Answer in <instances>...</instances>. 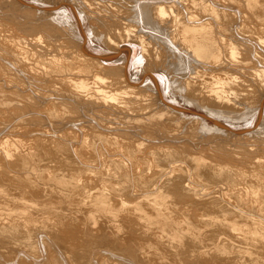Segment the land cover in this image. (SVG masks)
<instances>
[{
    "label": "bare ground",
    "instance_id": "6f19581e",
    "mask_svg": "<svg viewBox=\"0 0 264 264\" xmlns=\"http://www.w3.org/2000/svg\"><path fill=\"white\" fill-rule=\"evenodd\" d=\"M93 2L0 0L5 262L264 264V0Z\"/></svg>",
    "mask_w": 264,
    "mask_h": 264
},
{
    "label": "rangeland",
    "instance_id": "374dc122",
    "mask_svg": "<svg viewBox=\"0 0 264 264\" xmlns=\"http://www.w3.org/2000/svg\"><path fill=\"white\" fill-rule=\"evenodd\" d=\"M46 1H51V2H52V1H54V0H46ZM87 1H89V2H93V0H91V1H90V0H87ZM96 1H97V2L99 1L100 3L98 2V4L101 5V4H105V1H106V0H105V1H104V0H96ZM96 1H95V3L93 2V4H97ZM107 1H112V3L114 4V6L118 5V3H120V1L123 2V0H107ZM115 1H117V2H115ZM116 3H117V4H116ZM123 3H124V2H123ZM13 8L15 9V11H17L19 7H13ZM19 9H20V8H19ZM10 14H11V13H10ZM16 16H17V17H16ZM12 17H13V19H10V20L13 21V22H12L13 25H12V23H10V27H12V26H13V27H16V26H17V27H16V30H18L19 32L22 31V33H23L24 31L27 32V33H29V31H30V33L32 32V29L30 30L31 27H29L28 30H27L26 28H23V27H21V26L16 25V22H17V21H19L20 19H23V17L20 16V11L17 12V15L15 14V15H13ZM19 17H20V18H19ZM14 20H16V21H14ZM126 37H127V38H126ZM124 38H125L126 40H127V39L130 40L131 37H128V36L125 35ZM124 38H122L123 40L121 39V41H112V42H111V40H109V42H108V40L106 41L104 38H102V39H104L105 42H108V43H105V42L101 43V42H99V44H101V45H105V46L107 45V46H109V47H113V48L115 47V48H114L115 50L118 49V50L120 51V50L122 49V48L120 47V45H122V47H123V44H122V43H124V42L126 41ZM148 38H149V37H148ZM150 39H151V38H150ZM150 39H147V40L145 39V40H146L147 43H148V42H150ZM148 40H149V41H148ZM136 41H137V40H134V42H136ZM146 41H145V42H146ZM118 42H120L121 44H118ZM136 43H138V42H136ZM119 48H120V49H119ZM163 50H164L163 48L160 49L161 52H162ZM150 51H151V50H150ZM167 56L170 57V60H167ZM155 57H156V55H155ZM158 57H159V56H158ZM175 60H176L175 57H172V56H170L169 54H166V56H165L164 59H163V62H166V64H168V65L170 66V64H172L173 62H175ZM159 61H161L160 58H159ZM160 64H163L162 61L159 62V65H160ZM103 65H104V64H103ZM157 65H158V64H157ZM104 66H105V65H104ZM237 73H238V74H237ZM241 73H242V74H241ZM234 74H236L237 76H240V75H241L240 77H244V78H245V77H248V75L246 76L247 72L244 74V72H242V71H235ZM244 75H245V76H244ZM258 89L261 90V89H263V88H258ZM114 90H115V89H114ZM256 90H257V88H256ZM256 90H255L256 93L254 92V93L256 94V97H258V96H260L261 94H263V91H259V90L256 91ZM257 93H258V94H257ZM257 100H258V99H257ZM257 100L254 99V100H251V102H252V103H253V102L255 103V101H257ZM194 107H197V106H194ZM201 111H203V110H201ZM203 112L206 113V111H203ZM158 123H161V122H158ZM163 123H164L165 125H163ZM166 124H167V122H162V123L159 124L158 126H160L161 128H163V127L165 128V126H168V127L171 129V127H172L171 125H172V124H170V125H169V123H168V125H166ZM161 125H163V126H161ZM173 125H174V123H173ZM160 127H159V128H160ZM168 127L165 128L167 131H168V129H169ZM170 129H169V130H170ZM0 250H1V251H0V264H1V263H2V264H3V263H4V264H5V263L7 264V262H5V260H6V258H7V254H8V253H7V254L4 253V250H3V248L1 249V247H0ZM2 250H3V251H2ZM1 254H2V255H1ZM3 254H4V255H3ZM5 255H6V256H5ZM8 255H10V256H8L9 258H8L7 260L11 259V254H8Z\"/></svg>",
    "mask_w": 264,
    "mask_h": 264
}]
</instances>
